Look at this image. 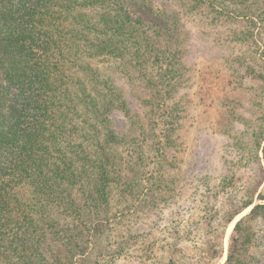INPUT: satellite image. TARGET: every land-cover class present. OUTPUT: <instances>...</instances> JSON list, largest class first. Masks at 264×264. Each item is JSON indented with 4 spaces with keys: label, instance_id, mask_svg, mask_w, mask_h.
I'll list each match as a JSON object with an SVG mask.
<instances>
[{
    "label": "rangeland",
    "instance_id": "rangeland-1",
    "mask_svg": "<svg viewBox=\"0 0 264 264\" xmlns=\"http://www.w3.org/2000/svg\"><path fill=\"white\" fill-rule=\"evenodd\" d=\"M114 4L126 19L105 30L83 9L64 41L61 150L85 169L80 218L51 210L55 244L64 264H223L252 206L227 220L264 181V0Z\"/></svg>",
    "mask_w": 264,
    "mask_h": 264
},
{
    "label": "trees",
    "instance_id": "trees-1",
    "mask_svg": "<svg viewBox=\"0 0 264 264\" xmlns=\"http://www.w3.org/2000/svg\"><path fill=\"white\" fill-rule=\"evenodd\" d=\"M114 3L128 0H0V264H64L69 259L71 250L62 248L59 224L50 213L80 218L72 195L82 191L78 183L85 167L61 150V133L70 126L65 119L76 114L60 84L64 41L80 32L78 24H89L79 20L83 9L97 10V25L105 30L126 19L116 8L109 16ZM108 47L101 41L100 51ZM91 116L84 121L93 135ZM258 148L263 176L264 144ZM257 190L259 204L243 202L227 220L252 206L235 223L223 264H264V249L255 245L260 234L251 232L264 226L262 179ZM48 235L56 237L49 240Z\"/></svg>",
    "mask_w": 264,
    "mask_h": 264
}]
</instances>
